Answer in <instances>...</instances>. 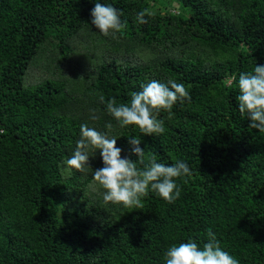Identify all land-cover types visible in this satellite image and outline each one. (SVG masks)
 I'll use <instances>...</instances> for the list:
<instances>
[{
	"label": "trees",
	"instance_id": "16d2710c",
	"mask_svg": "<svg viewBox=\"0 0 264 264\" xmlns=\"http://www.w3.org/2000/svg\"><path fill=\"white\" fill-rule=\"evenodd\" d=\"M96 2L0 0V264H165L170 246L202 248L209 229L239 264H264V133L229 83L264 65V0H99L123 13L116 39L91 23ZM153 79L183 83L190 101L159 112L163 134L121 128L107 102ZM84 123L122 157L137 159L140 136L146 161L185 162L180 197L104 203L98 150L83 172L64 165Z\"/></svg>",
	"mask_w": 264,
	"mask_h": 264
},
{
	"label": "clouds",
	"instance_id": "9594fccd",
	"mask_svg": "<svg viewBox=\"0 0 264 264\" xmlns=\"http://www.w3.org/2000/svg\"><path fill=\"white\" fill-rule=\"evenodd\" d=\"M91 23L105 37L117 38V33L126 26L122 22L123 13L111 4H103L97 0L91 10ZM152 15L147 9L136 14L135 20L143 25L148 21L145 17ZM237 82L239 95L236 100L241 116L250 119L249 128L258 129L264 133V65H256L252 72L240 73L238 81L233 76L229 83ZM191 96L183 83L169 80L167 83L155 79L141 85V91L131 92L130 101L117 104L111 99L106 104L107 112L118 122L121 128L127 126L138 127L141 134L152 136L163 134L164 122L158 119L160 111L171 112L177 103L190 101ZM101 103L105 102L103 94L99 95ZM91 120L100 119L91 110ZM109 131L113 125H105ZM129 143L134 161L129 157H122V149L117 147V139L106 133L80 125V139L76 143L74 153L64 161L68 170L79 172L89 167V150H98L102 158L103 167L92 174L95 185L103 189L104 203L122 204L125 207L139 206L142 198L148 196L149 191L165 200L174 203L181 195L177 179L191 176L189 166L183 161L172 165L158 162L153 156L145 159V151L139 147L140 136L131 137ZM208 240L201 248L195 241L172 245L166 252L165 264H239V261L227 251L223 250L216 234L209 229Z\"/></svg>",
	"mask_w": 264,
	"mask_h": 264
}]
</instances>
